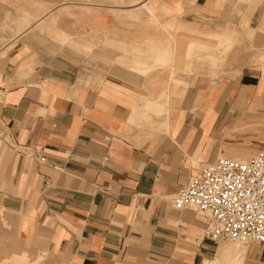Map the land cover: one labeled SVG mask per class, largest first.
I'll use <instances>...</instances> for the list:
<instances>
[{
  "label": "crops",
  "instance_id": "crops-1",
  "mask_svg": "<svg viewBox=\"0 0 264 264\" xmlns=\"http://www.w3.org/2000/svg\"><path fill=\"white\" fill-rule=\"evenodd\" d=\"M239 2L241 20L259 3L232 5ZM227 5L193 0L216 19ZM126 67L80 77L26 34L1 49L0 133L8 136L0 134V195L20 205L15 254L38 261L40 248L45 264H264V243L209 240L205 214L169 199L198 174L194 163L264 150V63L165 88ZM150 95L168 97L164 124L142 119L139 107H162Z\"/></svg>",
  "mask_w": 264,
  "mask_h": 264
},
{
  "label": "rangeland",
  "instance_id": "rangeland-1",
  "mask_svg": "<svg viewBox=\"0 0 264 264\" xmlns=\"http://www.w3.org/2000/svg\"><path fill=\"white\" fill-rule=\"evenodd\" d=\"M141 1L145 2L126 6ZM180 1L177 12L172 9L176 0H0V51L13 35L26 34L27 41L43 55L75 67L77 76L99 74L105 71L99 66L118 64L127 66L131 73L150 75L157 88L211 71L233 75L243 65L264 63V0H258L247 20H241L242 4L232 5L236 0H225L228 8L219 19L196 11L193 0ZM219 30L226 31L231 39L214 50V41H208V37ZM159 59H163L162 65H156ZM178 70L183 74L179 71L182 75H177ZM149 97L162 107L149 111H144V105L139 107L142 119L155 117L164 124L160 115L168 108V97ZM201 164L194 163L198 168ZM3 177L0 167V185ZM18 203L0 195V264H45L46 253L40 248L36 251L38 261L15 254L21 239ZM28 239L34 247L42 246L40 239L32 235ZM219 243L247 245L239 241Z\"/></svg>",
  "mask_w": 264,
  "mask_h": 264
},
{
  "label": "built area",
  "instance_id": "built-area-1",
  "mask_svg": "<svg viewBox=\"0 0 264 264\" xmlns=\"http://www.w3.org/2000/svg\"><path fill=\"white\" fill-rule=\"evenodd\" d=\"M171 198L176 210L205 214V238L212 241L264 243V150L246 159L218 157Z\"/></svg>",
  "mask_w": 264,
  "mask_h": 264
},
{
  "label": "bare ground",
  "instance_id": "bare-ground-1",
  "mask_svg": "<svg viewBox=\"0 0 264 264\" xmlns=\"http://www.w3.org/2000/svg\"><path fill=\"white\" fill-rule=\"evenodd\" d=\"M128 7H132V6H136V3H131L129 5H126ZM210 34V33H209ZM204 35H207V34H204ZM200 36L202 37V35L200 34ZM209 36V35H207ZM206 37V36H204ZM231 37L226 33V32H219L217 34H211L209 37H208V41H214V45H213V49L214 50H218L222 45H227V43L230 41ZM192 44V42H190ZM160 57V56H159ZM157 57V58H159ZM156 58V59H157ZM165 60V59H164ZM167 60V59H166ZM159 62L161 64V62H164L163 59H159L156 61V63ZM155 64V63H154ZM159 64V65H160ZM158 65V63L156 64ZM162 65V64H161ZM160 65V66H161ZM146 68V67H145ZM144 69V68H143ZM132 70H137V72L139 71H143L141 70V68H135V66L132 68ZM146 70V69H145ZM147 72V71H146ZM142 73V72H141ZM173 74V73H172ZM219 157H226V156H219ZM230 158V157H229ZM205 264H212V263H208V262H205Z\"/></svg>",
  "mask_w": 264,
  "mask_h": 264
}]
</instances>
